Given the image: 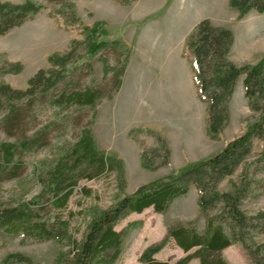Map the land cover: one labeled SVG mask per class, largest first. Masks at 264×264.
Wrapping results in <instances>:
<instances>
[{
  "label": "trees",
  "instance_id": "obj_1",
  "mask_svg": "<svg viewBox=\"0 0 264 264\" xmlns=\"http://www.w3.org/2000/svg\"><path fill=\"white\" fill-rule=\"evenodd\" d=\"M115 1L129 5L135 0ZM45 2L62 4L64 9L74 7L71 0H26L22 4L0 1V36L33 19L45 7ZM229 4L238 11L240 18L251 11L264 13V0H229ZM82 35L83 40H74L66 53L52 55L49 58L52 68L39 70L29 79L25 90L15 89L1 81L6 74H20L23 66L0 59V181L3 176H18L23 157L48 146L55 131L58 128L66 130L76 113L83 115L91 110L95 117L96 108L104 100L113 99L120 90L131 57L130 49L118 41H103L102 38L108 33L102 22H96L93 27L83 26ZM233 42L234 36L230 30L215 27L209 20L198 23L187 39L198 96L208 104V133L216 138L226 126L228 104L240 75L245 76V94L250 99L251 109L260 113V120L249 127L244 135L229 142L221 152L143 185L133 194L125 195L116 205L101 210L90 221L82 240L70 243V250L62 253L56 264L116 263L121 254L124 234L141 222L130 223L124 231H117L116 226L131 214H141L149 208H153L155 213H166L171 203L186 195L192 186L198 191V205L202 214L217 210L215 217H209L205 233H198L193 226H170L161 241L143 252L139 263L170 264L157 260L155 255L173 239L188 253L174 264H188L192 259H198L200 264H227L221 253L234 240L244 244L247 232L264 233V227H259L260 221L264 223V213L248 217L239 208L240 200L246 196L251 185L247 179L234 194L217 191L218 185L250 157L253 138L260 137L264 142V58L255 66H236L227 60ZM107 49L117 52L118 56L124 55L120 67L118 60V65L111 68L108 60L101 58L109 86H82L83 70L88 71V61ZM89 68L92 67L89 65ZM47 104L55 109L65 107L68 111L40 124V114ZM92 126V123L81 125L78 139L65 157L46 176H40V194L28 203L0 207V238L4 234H23L38 242L63 243L68 238V223L57 220L34 222L38 207L44 210L50 204L54 209H65L80 180H92L104 173H115L120 188L125 189L124 163L97 148ZM142 135L151 137L154 144L147 146L140 139ZM130 137L142 146L144 169L157 171L169 164L171 151L167 140L159 133L137 128L131 130ZM261 157L264 159V151ZM243 177L247 178L245 173ZM45 198L49 200L44 201ZM223 221L231 229L233 239L226 234ZM194 248L196 250L189 253ZM12 258L21 263L27 261L23 256L11 255L4 264H8Z\"/></svg>",
  "mask_w": 264,
  "mask_h": 264
},
{
  "label": "rangeland",
  "instance_id": "obj_2",
  "mask_svg": "<svg viewBox=\"0 0 264 264\" xmlns=\"http://www.w3.org/2000/svg\"><path fill=\"white\" fill-rule=\"evenodd\" d=\"M0 1L22 4L26 0ZM90 1L71 0L74 7L67 9H64L62 4L45 2V7L33 19L26 21L20 27L10 30L6 35L0 36V59L11 63H20L23 66V71L20 74H6L2 77L1 81L15 89H27L29 79L39 70H49L52 68L49 61L52 55H63L66 53L74 40H83V26L93 27L96 22H102L105 31L108 33V36L102 38L103 41L121 42L131 51V48L122 39H131L134 36L133 29H129V24L126 23L124 26L122 21L116 20V15H110L106 18L108 28L106 22L94 21L92 18L93 14H91L89 8L90 3L94 5L96 0ZM137 1L135 0L129 5L117 3L128 7ZM230 9L232 10V14L234 12L237 13L235 8L230 7ZM94 12H96L94 13L95 16L100 14L97 11ZM62 13L65 14V17ZM147 20L148 18L142 19L141 24L147 23ZM230 28L233 30L224 28L230 30L234 36V42L227 55V60L239 67L257 65L264 58V13L259 14L256 11H251L243 18H240L239 13H237L235 21L231 23ZM57 43L56 48L59 51L52 53L46 62V54L54 51V44ZM117 54V52L107 49L88 61V71L87 69L83 70L82 86H109L110 82L106 81L104 77V64L101 58H106L111 68L118 65L116 63L118 60L120 67L123 63L124 55L118 56ZM89 65L92 67L91 69ZM244 78V75H240L236 80L234 93L228 104V121L226 126L216 138H212L209 134L213 141L210 145L209 153H207L208 155H213L224 150L229 142L244 135L249 127H252V125L260 120V113L251 109L250 99L245 94ZM105 101L107 99L103 102ZM204 103L207 108L208 104ZM99 106L95 110V117L93 116L94 111L91 110H88L83 115L76 113L66 130L65 128H58L55 131L52 142L48 146L37 153L24 156L18 176L10 178H7L9 176H3L4 178L0 181V207L28 203L34 196L42 192V180L40 176H46L65 157L66 153L78 139L81 125H90L91 123L94 125V127L92 126V130L94 128L95 133L94 140L97 142L96 146L100 151H102L100 148L102 147V140L105 144H109V141L110 143L112 142L102 132L101 118L96 120ZM67 111L68 109L65 107L55 109L51 104H47L44 106L42 114H40L39 123L45 124V122L53 119L54 115H65ZM140 139L147 146L154 144L153 139L149 136L142 135ZM114 142L116 141H113V144ZM252 144V154L245 164L238 168L233 175L225 178L217 188V191L221 194H234L242 186L243 181L247 179L251 185L246 196L240 200L239 208L248 217L264 213V159L261 157L264 151V142L260 137H255L252 140ZM129 159L128 174L131 179L128 187L124 164L126 181L124 190L120 188L115 173H104L92 180H80L78 185L73 189V193L65 209L57 210L50 206V204L44 210L43 207L36 209L37 214L34 217V222L57 220L68 223V238L63 243L57 241L38 242L30 236L23 234L16 236L4 234L0 238V264H4L5 259L11 255L23 256L27 261L21 263L16 258H12L8 264H56L60 255L70 250V243L82 240L87 226L94 216L101 210H106L116 205L125 195H131L133 191L137 190L135 189V185L138 182L140 173L132 163V156ZM169 165L170 161L167 166L161 167L157 171L167 168ZM174 171L178 170H172L169 174ZM244 173L247 178L243 177ZM48 200V198L44 199V201ZM198 200V191L192 186L189 192L179 200L181 203L185 201V207L180 211L175 210L177 212L174 213L176 216H171L170 213L163 217L157 216L152 208L144 211L142 214H131L121 221L116 226L117 231H124L133 222H141V224L126 231L122 240L121 254L114 264H142L138 260L143 252L151 245L161 241L166 235L168 228L175 224L193 226L198 233H205L209 217H215L217 210H210L207 215L202 214ZM185 212L187 213L185 214ZM146 222L147 226L149 225L147 228L144 227ZM222 223L224 224L226 234L233 239L231 229L226 226L225 221ZM164 224L167 226L166 231L164 228H161ZM259 227L263 229L264 223L262 221H260ZM179 248L175 241L170 239L167 245L159 251L158 256L155 255V258L174 264L188 254ZM195 250L196 248L192 249L189 253H193ZM221 255L227 264H264V233H260L259 231L247 232L244 244L234 240L233 244L223 250ZM197 262L200 263L198 259H192L188 264H196Z\"/></svg>",
  "mask_w": 264,
  "mask_h": 264
},
{
  "label": "crops",
  "instance_id": "obj_3",
  "mask_svg": "<svg viewBox=\"0 0 264 264\" xmlns=\"http://www.w3.org/2000/svg\"><path fill=\"white\" fill-rule=\"evenodd\" d=\"M230 7L229 0H138L128 7L113 0L90 3L88 8L94 21H104L108 28L106 18L116 15V20L122 21L124 26L129 24L134 33L131 39L122 38L131 48L122 86L113 99L99 106L96 114V120H102L103 134L112 140L109 144L102 140L100 148L124 162L128 187L131 156L140 173L135 185L138 189L172 170L211 155L207 154L213 141L208 133V111L198 96L187 39L203 20H209L216 27L232 29L230 25L238 11L232 14ZM94 11L100 14L95 16ZM144 18L148 20L142 25ZM57 45L46 54V62L52 53L59 51ZM137 128L151 129L167 140L171 151L167 168L152 172L142 167V148L130 137L131 130ZM92 131L95 138L94 128ZM113 141L116 142L113 144ZM180 199H175L166 213L155 214L176 216L175 210L185 207V201L181 203ZM148 226L146 222L144 227ZM161 228L166 231L167 226L164 224Z\"/></svg>",
  "mask_w": 264,
  "mask_h": 264
}]
</instances>
